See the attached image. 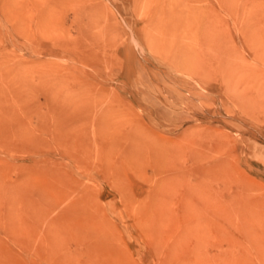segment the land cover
Segmentation results:
<instances>
[{
	"label": "rangeland",
	"instance_id": "rangeland-1",
	"mask_svg": "<svg viewBox=\"0 0 264 264\" xmlns=\"http://www.w3.org/2000/svg\"><path fill=\"white\" fill-rule=\"evenodd\" d=\"M0 264H264V0H0Z\"/></svg>",
	"mask_w": 264,
	"mask_h": 264
}]
</instances>
